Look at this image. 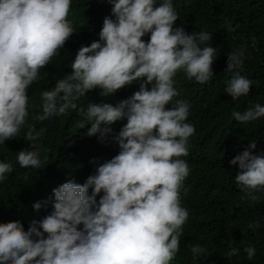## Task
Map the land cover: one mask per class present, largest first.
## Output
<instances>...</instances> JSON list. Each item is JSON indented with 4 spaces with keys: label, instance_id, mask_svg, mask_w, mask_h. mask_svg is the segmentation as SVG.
Here are the masks:
<instances>
[{
    "label": "clouds",
    "instance_id": "clouds-1",
    "mask_svg": "<svg viewBox=\"0 0 264 264\" xmlns=\"http://www.w3.org/2000/svg\"><path fill=\"white\" fill-rule=\"evenodd\" d=\"M157 3L99 0L95 8L84 9L75 0H0V144L26 125L27 90L76 32L80 16L90 17L94 37L87 41L90 46L78 50L71 73L41 93L37 119L44 122L76 110L77 101L94 89L109 96L126 86L130 92L139 87L117 105L89 103L86 111L80 108L90 124L87 136H98L101 143L113 132L111 125L121 121L123 127L114 136L119 154L100 164L85 183L69 180L53 189L52 211L27 231L19 223H0V264L177 263L180 234L189 216L180 205L181 185L189 178L188 147L197 127L187 122L191 99L178 94L174 77L182 70L189 80L209 82L217 49L200 47L212 39L207 32L188 34L183 27L174 28L178 14L173 0ZM97 12L104 13L99 24ZM225 27L235 31L229 23ZM245 53L237 49L228 54L225 71L231 79L225 105L244 100L255 83L241 74ZM232 116H227L220 139L264 117V106L256 104ZM34 132L29 127L24 139L36 141L40 134ZM213 133L208 134L211 140ZM256 148L252 141L231 160L239 167L237 186L253 203L261 199L257 193L264 194V152L254 155ZM16 159L25 169L42 165L38 150H21ZM12 171L11 163L0 161V182ZM41 206L33 205L36 210ZM206 251L200 245L191 248L194 259ZM244 251L248 260L256 253L252 246ZM238 254L233 247L226 255Z\"/></svg>",
    "mask_w": 264,
    "mask_h": 264
},
{
    "label": "trees",
    "instance_id": "trees-1",
    "mask_svg": "<svg viewBox=\"0 0 264 264\" xmlns=\"http://www.w3.org/2000/svg\"><path fill=\"white\" fill-rule=\"evenodd\" d=\"M75 1L84 9L95 8L99 3V0ZM173 7L178 14L174 28L183 27L188 34L207 32L212 39L200 43V47L217 49L212 65L214 75L209 82L189 80L182 70L174 77L178 94L191 99L187 122L197 127L196 136L187 146L189 178L181 185L180 205L188 210L189 216L180 234L176 264H264V194L257 193L261 199L255 203L247 198L235 182L239 167L231 164L252 141L257 143L254 155L264 152V117L243 123L228 138H219L227 130V116L232 119L234 111L243 113L256 104L264 106V0H173ZM95 16L99 24L104 13L97 12ZM226 23L235 31H227ZM75 25L76 32L49 64L40 69L38 79L27 90L26 125L16 137L0 144V161L13 166V171L6 173L7 179L0 182V223H19L25 231L33 221L50 214L53 189L69 180L85 183L100 164L119 154L114 136L123 127L121 121L111 125L113 132L101 143L98 136H87L90 124L80 108L86 111L89 103L114 106L139 90L135 87L130 92L126 86L113 95L101 96V90L94 89L77 101L76 110L44 122L37 119L42 114L41 93L53 90L60 79L71 73V63L78 50L90 46L87 41L94 37L88 15L78 17ZM149 39L150 33L144 41ZM237 49L246 50L241 74L255 83L244 100L225 105V88L231 79V73L225 71L228 54ZM29 127L35 128L34 135L40 134L34 142L24 139ZM211 133L214 140L209 139ZM31 143L37 148L32 149ZM24 149L39 151L40 168L20 167L16 158ZM37 202L42 205L39 210L33 207ZM254 223L260 226L248 227ZM195 245L207 250L196 259L191 252ZM249 246L256 249L252 260L247 259L244 251ZM233 247L239 249V254L227 257Z\"/></svg>",
    "mask_w": 264,
    "mask_h": 264
}]
</instances>
